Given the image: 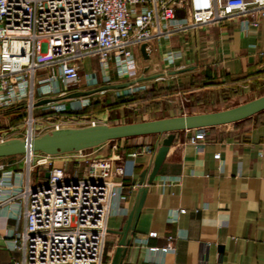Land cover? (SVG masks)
<instances>
[{
	"label": "built area",
	"instance_id": "1",
	"mask_svg": "<svg viewBox=\"0 0 264 264\" xmlns=\"http://www.w3.org/2000/svg\"><path fill=\"white\" fill-rule=\"evenodd\" d=\"M237 20L245 33L260 29L264 0H0V113L25 106L29 118L24 139L33 140L38 102L65 95L83 81L101 87L96 74L81 76L85 60L98 59L103 85L108 86L112 70L119 78L129 75L137 48L146 45L150 54L154 41ZM180 57L172 52L165 59L173 65ZM40 72L48 76L38 80ZM147 89L135 83L115 92L123 98ZM200 135L205 136L204 131ZM143 153L154 150L143 148L125 160L115 156L75 161L89 166V178H82L79 169L56 165L55 156L43 153L25 154L23 173L0 166V205L14 202V211L19 206L15 202L24 206L23 230L10 229L4 237L8 249L18 255L11 264H104L109 220L128 199L126 163ZM35 169L49 173L37 187L31 178ZM155 237L157 233L149 234ZM175 240L170 236L166 246L150 247L156 256L151 261L164 264ZM137 241L148 245V238Z\"/></svg>",
	"mask_w": 264,
	"mask_h": 264
},
{
	"label": "crops",
	"instance_id": "2",
	"mask_svg": "<svg viewBox=\"0 0 264 264\" xmlns=\"http://www.w3.org/2000/svg\"><path fill=\"white\" fill-rule=\"evenodd\" d=\"M151 46L148 59L143 57L141 48L135 50L136 63L130 66L127 77L119 78L112 70L110 86L159 76L138 83L151 90L160 81L167 85H189L194 77L206 74L208 81L197 89L187 90V93L192 95L201 90H212V99L216 97L213 102L222 103L221 98H217L219 91L240 92L245 96L263 92L240 105L264 96V56L260 55V50L264 49V26L249 33L231 23L204 26L170 39L154 41ZM172 52L181 53V57L169 65L165 58ZM86 61L82 63L81 71H85ZM87 74L92 73L85 71ZM100 83L101 87L106 86L102 78ZM79 86L85 88L75 92L101 88L90 87L85 81ZM71 92L54 97L52 99H57L56 102L40 107L55 109L68 101L69 104L64 105L66 110L62 112L69 116L72 112L85 110L94 97L108 92L115 93L111 98L117 104L126 98L116 99L115 90H111L80 99H64ZM125 104L98 115L71 118L90 121V126L140 123L126 121L138 107ZM210 112L217 111L197 114ZM203 131L205 136L200 135ZM174 134L175 140L152 184H148V180L154 160L168 134L110 141L89 149L85 155L84 151L74 152L82 160L115 156L125 160L130 153L143 148L154 150L153 154L143 153L126 163L129 175L124 183L128 199L118 214L109 220L104 264H112L121 240L115 232L123 229L133 211L145 172L143 187H147L148 192L123 264H155L151 260L156 256H152L149 248L166 246L170 236L176 240L173 250L165 256L164 264H264V112L233 124ZM192 139L196 140L195 143ZM218 154L220 157L217 159ZM19 157L0 158V161L7 160L0 166L8 172L23 173L25 161ZM15 203L19 205L15 211L14 202L0 205V264H11L18 258L4 240L8 230L21 231L25 226L24 206L21 201ZM181 210L185 212L172 216L173 212ZM153 232L157 237L149 238ZM142 238H148L147 246L138 243L137 240Z\"/></svg>",
	"mask_w": 264,
	"mask_h": 264
},
{
	"label": "water",
	"instance_id": "3",
	"mask_svg": "<svg viewBox=\"0 0 264 264\" xmlns=\"http://www.w3.org/2000/svg\"><path fill=\"white\" fill-rule=\"evenodd\" d=\"M141 53L145 59L149 58L146 45L141 46ZM157 78L159 76L153 78L143 77L134 83L108 85L95 90L73 92L66 95L64 99L74 100L89 97L99 92L122 90L132 84ZM56 101L57 99H46L38 102L37 105L44 106ZM262 112H264V96L242 105L217 112L171 117L117 126L93 125L84 128L57 129L33 140L11 139L0 142V158L25 155L27 153H43L49 156H58L93 149L114 140L137 136L168 134L163 140L162 146L158 149L154 160V168L148 180V184H152L175 140L174 133L233 124L252 118ZM146 174L147 172L142 175V181L140 183L142 188L139 191L133 211L123 229L115 232L121 237V240L112 264H123V258L132 243L136 224L148 192V188L143 187L146 181ZM48 177L49 173L46 174V178Z\"/></svg>",
	"mask_w": 264,
	"mask_h": 264
},
{
	"label": "rangeland",
	"instance_id": "4",
	"mask_svg": "<svg viewBox=\"0 0 264 264\" xmlns=\"http://www.w3.org/2000/svg\"><path fill=\"white\" fill-rule=\"evenodd\" d=\"M180 17H184L185 13L180 12ZM231 24L239 25V20L233 21ZM87 67L85 69L86 72L96 74L99 80L102 78V70L99 65V61L97 58H89L86 61ZM85 71H81V76L84 78ZM48 74L46 72H40L38 73V80L47 77ZM173 82V81H170ZM175 82V81H174ZM188 86V84H173L169 83V85L166 84L164 81H160L159 83H156V85L153 86V88H156L158 91V94L160 93V98L156 102L158 104V108H154L152 104L148 100L145 99V104L138 107V110L134 112L133 116L126 119V121H150L153 120V117H162V118H168V117H179V116H186L190 115L191 113V106L193 103L196 102L197 106L199 107V111H214L216 109L220 108H230L238 105L239 103H243L244 101L250 100L252 98L257 97L258 95L262 94L263 92H257L256 94L248 93L247 96L241 94L240 92H237L236 96H234L233 92L229 93L227 90L219 91L217 96H220L222 100V104L220 107L216 108V104L213 100H216L215 98L212 99V90L203 91L201 90L199 93H195L194 95H191L190 93H187V91L184 90V88ZM196 86V85H195ZM198 86V85H197ZM201 87V86H200ZM85 86H72L69 90L72 92H75L78 89H83ZM90 90V89H89ZM71 92V93H72ZM233 93V94H232ZM115 93L108 92L104 95L94 97L92 99V104H103L106 106L116 105L115 101L111 98ZM68 95V94H67ZM115 96V95H114ZM200 96H203L204 98L208 96L210 99H207L209 101L198 103L196 99H198ZM117 99V97H115ZM86 100V99H83ZM108 101V102H107ZM110 102V103H109ZM112 102V103H111ZM226 102V103H223ZM63 104V105H62ZM69 103L68 101H65L61 103V105L56 106L55 109L51 107L42 108L40 106L36 107L33 118L36 121L35 124V132L37 137L43 136L44 134L51 133L52 131L56 130L57 127L60 129H66V128H84L89 127L90 121L86 122L87 120L78 119L75 120L71 118L70 116H67L66 114H63L64 110H66V107ZM65 105V106H64ZM156 106V105H155ZM150 109V112H147ZM155 109L159 110L155 113ZM112 110V109H110ZM147 110V111H146ZM29 118V114L25 108V106H21L17 109L6 111L4 113H0V140L1 139H21L25 138L26 132H27V120ZM7 141V140H5ZM90 151H84V155ZM77 153H69V154H63L58 155L53 158V162L56 165H62L67 166L71 168V171H74L75 169H79L81 172L82 178H89L88 177V170L89 166L83 162L82 165L77 166L74 164V160L80 159V157H76ZM19 160H24V155H20ZM83 156V155H82ZM7 160L0 161L5 162ZM74 164V166H73ZM20 168L23 170L20 166ZM46 172H44L42 169H35L31 173V178L35 182L34 186H40L43 185L46 182L45 178ZM107 244V242H106ZM107 248L105 250L104 254V263H105V255L107 254Z\"/></svg>",
	"mask_w": 264,
	"mask_h": 264
},
{
	"label": "trees",
	"instance_id": "5",
	"mask_svg": "<svg viewBox=\"0 0 264 264\" xmlns=\"http://www.w3.org/2000/svg\"><path fill=\"white\" fill-rule=\"evenodd\" d=\"M209 79V76L206 75V74H201L197 77H194L192 82L186 86L184 88L185 91L187 90H190V89H194L197 87H200L201 85H203L204 82L208 81ZM196 85V86H195ZM198 85V86H197ZM194 91V90H193ZM233 94V93H232ZM194 95V94H192ZM234 96H236L237 94L234 93L233 94ZM160 93L158 94V91L156 88H152L151 90H145V91H142V92H139L133 96H129V97H126L124 98L125 101H123V99H121L118 104L116 105H111V106H106L103 104H91L89 107H87L85 110L83 111H75V112H72L69 114L70 117H89V116H94V115H98V114H101L103 112H105L107 109H116L118 107H120V105H126L125 103H127V105H131V106H141L145 104V99L148 100L150 103H154L152 104L154 106V108H158V104H156V102L158 101V99L160 98ZM220 96H217V98H219ZM207 99H210L208 96H206L205 98L203 96H200L198 99H196V101L198 103H202V102H207L209 100ZM108 102V101H107ZM110 103V102H109ZM112 103V102H111ZM223 103H226V102H223ZM222 103H217L216 104V108L220 107ZM156 105V106H155ZM240 105V104H238ZM223 109H226V107L224 108H218L214 111H220V110H223ZM148 110V111H147ZM146 111L151 113L150 112V109H147ZM191 113L190 115H194V114H197V113H200L201 111H199V107L197 106L196 102L192 104L191 106ZM159 110L155 109V113L158 112ZM203 112H207V111H203ZM263 113V112H262ZM261 114V113H260ZM153 120H158V119H164L162 117H153L152 118ZM250 119V118H249Z\"/></svg>",
	"mask_w": 264,
	"mask_h": 264
}]
</instances>
